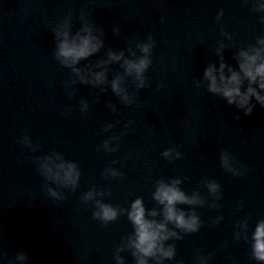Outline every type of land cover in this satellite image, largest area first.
Listing matches in <instances>:
<instances>
[{
	"label": "water",
	"instance_id": "obj_1",
	"mask_svg": "<svg viewBox=\"0 0 264 264\" xmlns=\"http://www.w3.org/2000/svg\"><path fill=\"white\" fill-rule=\"evenodd\" d=\"M82 12L102 31L104 47L77 67L100 71L95 65L110 50L140 55L137 44L151 35L149 86L138 89L122 62L108 65L105 84H83L56 59L53 28L71 16L75 32ZM258 36L264 23L250 0H0V264H10L19 251L29 264H117V255L136 264L132 251H118L134 233L124 210L142 198L162 221L163 205L153 194L159 181L173 179L188 196L199 193L201 205L177 207L195 211L202 227L167 241L177 255L164 264H200L197 250L211 255L209 264H259L250 237L264 220V108L245 115L196 83L219 63L221 44L235 64L234 55ZM117 75L131 103L112 90ZM25 135L35 151L18 142ZM105 141L117 150L106 151ZM168 149L180 158L166 159ZM53 152L80 171L77 186L57 188L61 199L48 195L39 171L41 158ZM225 153L247 173L226 171ZM109 167L123 176H105ZM213 181L221 186L218 194L207 187ZM91 191L104 195L85 200ZM97 200L120 209L119 218L107 226L96 219Z\"/></svg>",
	"mask_w": 264,
	"mask_h": 264
},
{
	"label": "clouds",
	"instance_id": "obj_2",
	"mask_svg": "<svg viewBox=\"0 0 264 264\" xmlns=\"http://www.w3.org/2000/svg\"><path fill=\"white\" fill-rule=\"evenodd\" d=\"M252 10L260 14V20L264 23V0H250ZM224 16L223 10L216 17L219 22ZM81 26L73 32V24L71 16H67L58 23L54 28V38L56 41L55 56L56 59L66 68L72 69L73 73L80 78L83 84L102 85L108 79V65L113 63H121L124 73L127 76L135 77L136 87L138 89L149 86L145 73L151 67L152 51L156 46L155 39L149 35L146 42L137 44L140 55L132 48L128 49V54L121 50L119 52L109 51L107 59L98 62L95 67L100 71L89 70L77 67L82 61L88 60L96 55L104 47V39L102 31L91 23L85 13L80 15ZM119 25L114 26L113 32L119 34ZM229 40L233 37L227 32L222 33ZM225 45L221 44L217 50L219 63H211L203 73V79L197 81L198 87L206 88L208 93L225 101L227 105L233 106L245 115H251L257 105L264 108V36H258L254 45L247 48H241L235 55V64H231L225 58ZM123 77L117 75L111 81L112 90L123 98L124 101L131 103L128 93L122 88ZM75 83V81H73ZM109 107L114 106L109 105ZM83 110L87 109V103H83ZM70 114V110H69ZM239 119V116L236 117ZM109 128L112 125L108 126ZM25 148H31L35 151L30 136L25 135L20 141ZM106 151L114 152L117 149L110 147V142H104ZM168 149L164 151L163 156L166 159L180 158V153ZM222 167L231 172L234 176H243L248 169L244 166L234 167V160L225 153L221 157ZM40 173L46 178L44 185L48 195L53 199H61V193L57 188L75 187L80 180V171L74 162L66 160L63 155L53 152L51 155L45 156L40 160ZM105 176L113 178L122 177L123 173L115 168L105 169ZM182 183L180 179H173L171 183L163 180L156 185L153 198L163 205V220H157L154 217L160 215L156 210L149 212L142 198L136 199L130 209H125L128 219L132 223L134 233L131 234L124 246L118 251L122 252L127 248L132 251L136 264H149L150 260H155L156 264H164L166 260H175L177 249L174 244L166 242L175 238L182 239L180 233L192 234L200 231L202 221L199 216L192 212L186 213L177 205H201L203 201L199 197V193L188 196L179 185ZM56 185L52 187L51 185ZM209 191L218 194L221 186L213 181L207 185ZM96 195L103 196L104 193L88 192L84 197L85 200H92ZM220 196L217 195V200ZM217 206V205H214ZM97 211L94 213L96 219L103 222L105 226L116 221L121 214V210L113 207L111 204L96 201ZM149 217H153L150 219ZM218 222V221H217ZM169 224L175 226L180 232L172 231ZM245 229L248 228L246 222L243 223ZM236 239L240 238V234L236 233ZM248 238L247 236L245 237ZM252 257L259 264H264V220L258 221L254 232L250 237ZM197 257L200 264H209L211 255L201 256L197 250ZM6 259L5 257H3ZM29 264L30 257L24 251L17 252L16 256L10 261V264ZM117 264H125L122 256H116Z\"/></svg>",
	"mask_w": 264,
	"mask_h": 264
}]
</instances>
